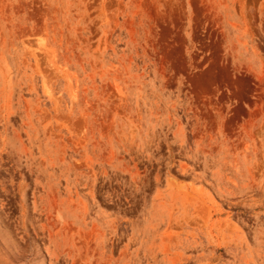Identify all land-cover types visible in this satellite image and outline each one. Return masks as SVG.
<instances>
[{"label":"rangeland","instance_id":"rangeland-1","mask_svg":"<svg viewBox=\"0 0 264 264\" xmlns=\"http://www.w3.org/2000/svg\"><path fill=\"white\" fill-rule=\"evenodd\" d=\"M0 264H264V0H0Z\"/></svg>","mask_w":264,"mask_h":264}]
</instances>
